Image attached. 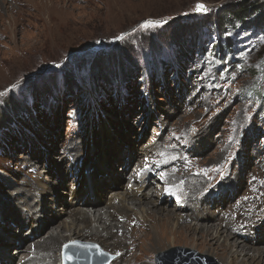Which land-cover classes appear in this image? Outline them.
Returning a JSON list of instances; mask_svg holds the SVG:
<instances>
[{
  "label": "rangeland",
  "instance_id": "rangeland-1",
  "mask_svg": "<svg viewBox=\"0 0 264 264\" xmlns=\"http://www.w3.org/2000/svg\"><path fill=\"white\" fill-rule=\"evenodd\" d=\"M238 1L0 0V112L6 101L25 111V120L0 136V247L7 257L16 260L15 249L50 233L60 198L70 210L105 178L96 164L104 152H111L109 173L121 169L111 182L128 185L143 160L160 174L158 185L185 191L194 205L199 197L200 212L215 224L235 230L242 221L239 236L264 248V98L249 95L264 92L263 32L231 30L239 51L219 62L207 28ZM148 22L154 26L142 27ZM194 31L204 46L181 62L176 42L187 43ZM131 156L128 174L117 162ZM167 192L161 205L173 207ZM82 243L95 245L75 242ZM75 244L63 246V264L66 251L70 264L80 261ZM97 247L107 264L117 253ZM178 247L226 264L213 249L182 243L158 251L154 264Z\"/></svg>",
  "mask_w": 264,
  "mask_h": 264
},
{
  "label": "bare ground",
  "instance_id": "bare-ground-1",
  "mask_svg": "<svg viewBox=\"0 0 264 264\" xmlns=\"http://www.w3.org/2000/svg\"><path fill=\"white\" fill-rule=\"evenodd\" d=\"M119 148L118 151L121 150L120 146ZM130 151L128 147L124 152L127 155ZM147 152L145 151L143 157ZM109 153L111 152L106 154L104 152L105 161L101 159L96 163L105 178L108 177L98 182L94 181L89 186L90 194L78 198L80 204L75 203L70 210L63 208L62 198H60L57 203H60L61 208H57L54 217L48 220L51 225L56 223L52 226L50 233L36 240L34 245L15 249L14 254L16 253L18 261L7 257L6 252L0 247V264H63L61 257L63 246L67 243L85 241L97 244L109 252H117L112 256L109 264H154L153 260L158 251L181 245V243L192 245L195 248L213 249L216 254L223 256L226 264H246L245 259L249 260V264H264V248H253L249 239L239 236L238 233H242L243 227H247L242 221L236 222V227H234L236 231L233 229V223L232 225H223L221 222L215 224L210 216L200 212L199 197L194 205L193 196L184 193L185 191L170 189L166 184L161 187L157 184L160 174L157 173L155 176V168L151 167L152 165H142L143 160H139L128 185L111 182L114 173L121 169L112 170L109 173L108 166L111 162ZM118 153L112 157L114 162L120 160L121 154ZM132 157L129 163H126L125 159L117 162V165L121 164L122 167H126L125 172L128 171V174L132 169H127L129 164L133 163ZM150 168H153L152 173L148 170ZM67 174L69 175L68 172ZM149 175L152 179L149 183L153 185L156 183L155 192L151 190L153 185L146 186V179ZM120 177H122L120 181L122 182L123 175ZM61 182L63 185L64 181ZM190 182L195 183L196 181L191 180ZM110 187L115 191L112 192ZM194 188L197 189L192 187L188 190L193 191ZM167 190H171V194L176 199L173 207H169V200L168 203L161 205L165 195L169 193ZM108 196L110 200L104 207H95L99 201H103ZM34 202L39 203V200L36 199ZM35 206L39 207L40 203ZM35 206L31 204L26 208L30 212L28 216L31 212H35ZM222 238L223 243H221ZM5 244L4 247L9 248L12 243L6 242ZM103 262L106 261L102 260L101 264Z\"/></svg>",
  "mask_w": 264,
  "mask_h": 264
},
{
  "label": "trees",
  "instance_id": "trees-1",
  "mask_svg": "<svg viewBox=\"0 0 264 264\" xmlns=\"http://www.w3.org/2000/svg\"><path fill=\"white\" fill-rule=\"evenodd\" d=\"M207 28L215 38L210 46L213 59L219 62L227 61L239 51L235 40L227 36L231 30L235 32L262 30L264 36V0H239L230 8L225 9L215 21L210 22ZM176 43L178 46L175 57L181 62L185 61L186 56L193 55L198 48L204 46L200 32L190 35L187 43L183 40ZM153 69L159 70V61L153 65ZM222 76H229V71L223 73ZM249 95L254 100L264 98V92L253 91ZM84 98V101H87L86 96ZM45 103L47 104V100L44 101ZM4 104V109L0 112V136H6L14 128L15 119L25 120V111L21 103L6 101Z\"/></svg>",
  "mask_w": 264,
  "mask_h": 264
},
{
  "label": "water",
  "instance_id": "water-1",
  "mask_svg": "<svg viewBox=\"0 0 264 264\" xmlns=\"http://www.w3.org/2000/svg\"><path fill=\"white\" fill-rule=\"evenodd\" d=\"M87 248L95 247H89L88 245L84 249H81L79 251L82 256L80 264H95V259H97V257L99 256V253L95 250H88ZM202 256L203 255L201 254L192 252L190 249L178 247L172 249L171 252L168 253V258L165 263L160 261L159 264H210L201 261V259L203 258ZM102 264H107V262H103Z\"/></svg>",
  "mask_w": 264,
  "mask_h": 264
},
{
  "label": "snow or ice",
  "instance_id": "snow-or-ice-1",
  "mask_svg": "<svg viewBox=\"0 0 264 264\" xmlns=\"http://www.w3.org/2000/svg\"><path fill=\"white\" fill-rule=\"evenodd\" d=\"M196 10L198 12H206L207 8L203 4H198ZM152 26H154L153 23L152 22H148L147 24L143 25L142 27H146L147 28V27H152ZM73 243L75 244V242H73Z\"/></svg>",
  "mask_w": 264,
  "mask_h": 264
}]
</instances>
